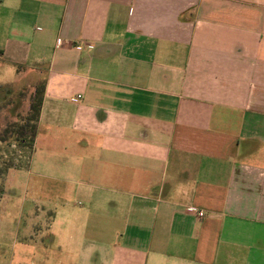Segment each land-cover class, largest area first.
<instances>
[{
  "label": "crops",
  "instance_id": "crops-1",
  "mask_svg": "<svg viewBox=\"0 0 264 264\" xmlns=\"http://www.w3.org/2000/svg\"><path fill=\"white\" fill-rule=\"evenodd\" d=\"M0 91L56 264H264V0H0Z\"/></svg>",
  "mask_w": 264,
  "mask_h": 264
},
{
  "label": "rangeland",
  "instance_id": "rangeland-1",
  "mask_svg": "<svg viewBox=\"0 0 264 264\" xmlns=\"http://www.w3.org/2000/svg\"><path fill=\"white\" fill-rule=\"evenodd\" d=\"M38 97L37 95L33 101ZM14 101L16 99L8 98L5 91H0V109H9ZM27 103L28 97L25 94L18 103L12 106L11 109L20 112L18 120H15L17 113L0 110V140H10L0 144V264H49L47 259H43L46 254L45 250L52 251L50 264H56L59 260H64L59 252L65 237L63 223L57 219L52 232L55 237L51 242H47L42 234L41 239L33 237L43 231V226L37 223V219L40 218L38 216L40 213L37 211L47 212L48 208H51L55 212H59L62 208L59 205L60 200L56 195H52L53 200L47 203L42 192L34 191L31 188L18 189L14 194L3 192L8 185L12 184V181L5 184L8 171L24 164L27 160L26 150H21V153L20 149L27 146L32 134L29 129L27 133L26 129L24 130L25 135L14 131V126H18L20 130L23 126L32 125V121H28L30 113L26 112ZM3 105H6L5 108ZM12 133L13 135H11ZM18 231L20 234L23 233L24 237H19ZM44 232H46V228Z\"/></svg>",
  "mask_w": 264,
  "mask_h": 264
},
{
  "label": "trees",
  "instance_id": "trees-1",
  "mask_svg": "<svg viewBox=\"0 0 264 264\" xmlns=\"http://www.w3.org/2000/svg\"><path fill=\"white\" fill-rule=\"evenodd\" d=\"M37 95L39 97L36 100L33 101L32 105H31L30 116H29V119H28V121H32V125L23 126V127H21L20 130H19L18 126H14V131H17L18 134H24L25 135L24 130L26 129V133H27V131L29 129L30 133L32 134L31 137H30V141H32L33 137L35 136L36 123H37L38 118H39L41 101H42V99L40 97V92H37L36 96ZM36 96H35V98H36ZM4 106H6V105H3V107ZM13 133H15V132H13ZM13 133L11 135H13ZM3 141L8 142L10 140H3Z\"/></svg>",
  "mask_w": 264,
  "mask_h": 264
},
{
  "label": "built area",
  "instance_id": "built-area-1",
  "mask_svg": "<svg viewBox=\"0 0 264 264\" xmlns=\"http://www.w3.org/2000/svg\"><path fill=\"white\" fill-rule=\"evenodd\" d=\"M197 214H198V216H199L200 218L204 217V213L201 212V211H198Z\"/></svg>",
  "mask_w": 264,
  "mask_h": 264
}]
</instances>
